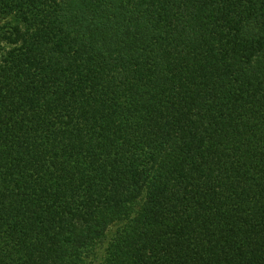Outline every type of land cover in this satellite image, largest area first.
I'll return each instance as SVG.
<instances>
[{
    "label": "trees",
    "instance_id": "obj_1",
    "mask_svg": "<svg viewBox=\"0 0 264 264\" xmlns=\"http://www.w3.org/2000/svg\"><path fill=\"white\" fill-rule=\"evenodd\" d=\"M0 264H264V0H0Z\"/></svg>",
    "mask_w": 264,
    "mask_h": 264
}]
</instances>
